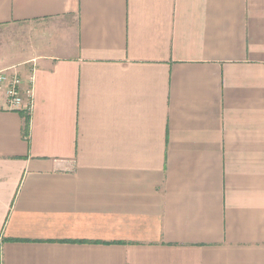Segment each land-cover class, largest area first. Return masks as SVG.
Masks as SVG:
<instances>
[{
	"label": "crops",
	"instance_id": "1",
	"mask_svg": "<svg viewBox=\"0 0 264 264\" xmlns=\"http://www.w3.org/2000/svg\"><path fill=\"white\" fill-rule=\"evenodd\" d=\"M0 31L35 78L0 264H264V0H0Z\"/></svg>",
	"mask_w": 264,
	"mask_h": 264
},
{
	"label": "built area",
	"instance_id": "2",
	"mask_svg": "<svg viewBox=\"0 0 264 264\" xmlns=\"http://www.w3.org/2000/svg\"><path fill=\"white\" fill-rule=\"evenodd\" d=\"M34 75L24 80L19 74L0 70V109L21 111L29 114L33 105ZM24 82L27 86H24Z\"/></svg>",
	"mask_w": 264,
	"mask_h": 264
},
{
	"label": "rangeland",
	"instance_id": "3",
	"mask_svg": "<svg viewBox=\"0 0 264 264\" xmlns=\"http://www.w3.org/2000/svg\"><path fill=\"white\" fill-rule=\"evenodd\" d=\"M4 33H5L4 31H0V45L3 44V42H4V41H3L4 38L2 39V37L5 36ZM6 44H8V42H7Z\"/></svg>",
	"mask_w": 264,
	"mask_h": 264
},
{
	"label": "trees",
	"instance_id": "4",
	"mask_svg": "<svg viewBox=\"0 0 264 264\" xmlns=\"http://www.w3.org/2000/svg\"><path fill=\"white\" fill-rule=\"evenodd\" d=\"M29 132V118H27L26 126H25V134L28 135Z\"/></svg>",
	"mask_w": 264,
	"mask_h": 264
}]
</instances>
